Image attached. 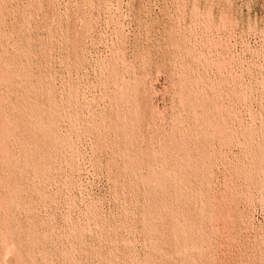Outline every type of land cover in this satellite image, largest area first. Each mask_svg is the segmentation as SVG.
<instances>
[{"label": "rangeland", "instance_id": "374dc122", "mask_svg": "<svg viewBox=\"0 0 264 264\" xmlns=\"http://www.w3.org/2000/svg\"><path fill=\"white\" fill-rule=\"evenodd\" d=\"M0 128V264H264V0H0Z\"/></svg>", "mask_w": 264, "mask_h": 264}, {"label": "bare ground", "instance_id": "6f19581e", "mask_svg": "<svg viewBox=\"0 0 264 264\" xmlns=\"http://www.w3.org/2000/svg\"><path fill=\"white\" fill-rule=\"evenodd\" d=\"M204 101V100H203ZM205 102V101H204ZM211 107V106H210ZM215 107V106H214ZM212 109V108H211ZM210 109V110H211ZM212 111V110H211ZM214 111H216L215 109H214ZM213 112V111H212ZM218 112V111H217ZM217 112H215L216 114L215 115H217ZM214 113V112H213ZM221 114V113H220ZM213 114H211V116H212ZM216 120H219L218 118H216ZM215 120V121H216ZM217 123V122H216ZM220 123V122H219ZM222 124V123H221ZM221 124H219V126L221 125ZM1 129V128H0ZM220 129H221V126H220ZM2 130V129H1ZM3 131V130H2ZM2 142H4V141H2ZM7 143V142H6ZM1 144H4V143H1ZM2 146V145H1ZM4 149V148H3ZM6 150V149H5Z\"/></svg>", "mask_w": 264, "mask_h": 264}]
</instances>
